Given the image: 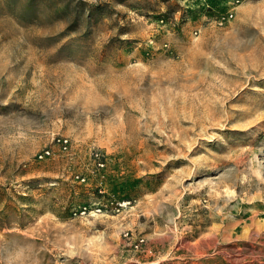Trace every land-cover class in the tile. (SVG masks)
<instances>
[{
  "label": "rangeland",
  "instance_id": "rangeland-1",
  "mask_svg": "<svg viewBox=\"0 0 264 264\" xmlns=\"http://www.w3.org/2000/svg\"><path fill=\"white\" fill-rule=\"evenodd\" d=\"M0 264H264V0H0Z\"/></svg>",
  "mask_w": 264,
  "mask_h": 264
},
{
  "label": "built area",
  "instance_id": "built-area-1",
  "mask_svg": "<svg viewBox=\"0 0 264 264\" xmlns=\"http://www.w3.org/2000/svg\"><path fill=\"white\" fill-rule=\"evenodd\" d=\"M238 1V0H236ZM232 12L227 11L225 13H220L217 16V22L219 24L225 22L227 19L232 17ZM72 145L71 138L68 135H56L52 138V144L49 146L44 147L37 153V158L39 160L45 159L50 157L54 153L53 147H56L60 152H67ZM93 164L96 170L102 169L106 164V154L102 150H94L91 153ZM74 178L77 179L79 182L86 181V177L82 174L75 173ZM130 204V199H122V200H113L108 199L107 202L99 203V202H90L87 204H82L77 208L72 209V213L74 215L80 217H87V216H94L99 213H113L118 212L124 207ZM127 234V231L124 233ZM132 246L134 249H139L143 247L145 243V238L143 236H137L132 241Z\"/></svg>",
  "mask_w": 264,
  "mask_h": 264
}]
</instances>
